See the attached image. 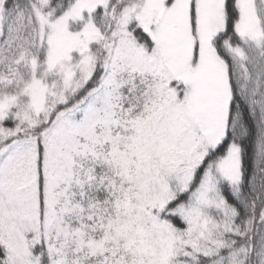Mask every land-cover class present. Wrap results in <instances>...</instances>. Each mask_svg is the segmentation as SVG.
<instances>
[{
  "label": "snow or ice",
  "instance_id": "6c2138e0",
  "mask_svg": "<svg viewBox=\"0 0 264 264\" xmlns=\"http://www.w3.org/2000/svg\"><path fill=\"white\" fill-rule=\"evenodd\" d=\"M0 264H264V0H0Z\"/></svg>",
  "mask_w": 264,
  "mask_h": 264
}]
</instances>
